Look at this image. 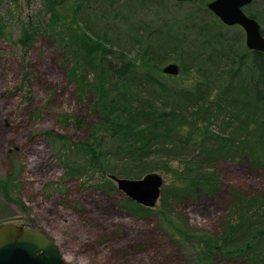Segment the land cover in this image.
Here are the masks:
<instances>
[{"label": "trees", "instance_id": "obj_1", "mask_svg": "<svg viewBox=\"0 0 264 264\" xmlns=\"http://www.w3.org/2000/svg\"><path fill=\"white\" fill-rule=\"evenodd\" d=\"M173 1L190 8L160 22L135 19L125 31L127 42L136 45L132 54L118 44L121 22L152 2L165 8L163 0H43L46 16L20 21L12 41L26 47L36 34L50 37L77 98L92 95L90 111L98 118L85 140L68 142V153L82 151V161L60 160L66 176L83 182L97 172L89 185L112 194L118 189L110 174L138 177L161 169L171 179L161 185L155 210L126 196L119 206L139 220L155 217L171 243H189L192 254L180 264H215L214 257L264 264L262 192L230 186L212 233L191 225L184 209L187 200L218 194L219 175L211 170L216 162L264 168V51L249 50L239 33L222 31L208 0ZM244 12L261 22L264 35L262 11ZM170 60L179 66L172 77L182 75L178 85L162 79L160 67ZM72 119L82 125L81 116ZM172 159L178 161L174 167ZM13 180L10 172L0 178V193L23 207L8 194Z\"/></svg>", "mask_w": 264, "mask_h": 264}, {"label": "rangeland", "instance_id": "obj_2", "mask_svg": "<svg viewBox=\"0 0 264 264\" xmlns=\"http://www.w3.org/2000/svg\"><path fill=\"white\" fill-rule=\"evenodd\" d=\"M163 1L165 8L152 2L137 7L135 14L121 22L123 34L118 44L128 54L136 45L127 42L124 34L135 19L160 22L162 17H180L190 8L186 1ZM243 10L264 14V0H252ZM44 16L43 0H0V178L11 173L14 185L8 194L20 199L23 206L0 193V204L4 205V209L0 205V222L12 221L43 232L54 241L66 263L180 264L183 256L192 254L189 243H171L152 215L139 220L120 208L119 201L125 196L121 191L106 194L89 185L98 177L97 172L83 182L65 175L60 160L82 161V151L68 153V142L85 140L98 115L90 111V93L82 100L77 98L74 84L65 74L67 66L50 37L36 34L26 47L12 41L18 36L20 21L42 20ZM221 30L227 35L239 33L243 41L238 25L224 24ZM180 76L166 74L162 79L178 85ZM75 115L82 117L79 127L72 121ZM43 130L67 139L46 136ZM177 163L169 161L172 167ZM211 170L219 175L218 194L200 197L195 203L187 200L184 205L189 223L210 233L217 229L230 186L264 194V168L221 160ZM153 171L160 174L162 184L170 181L169 173ZM157 207L158 201L151 209ZM136 246L141 247L139 252ZM213 262L234 264L218 257Z\"/></svg>", "mask_w": 264, "mask_h": 264}, {"label": "water", "instance_id": "obj_3", "mask_svg": "<svg viewBox=\"0 0 264 264\" xmlns=\"http://www.w3.org/2000/svg\"><path fill=\"white\" fill-rule=\"evenodd\" d=\"M180 1V0H177ZM252 0H208L206 7L226 25L236 24L243 31L247 49L264 51V35L257 20L246 14L243 6ZM163 74L175 75L179 66L175 61L164 62ZM116 189L134 203L152 208L158 201L162 178L156 171L138 177L110 174ZM0 264H71L62 260L54 241L43 232L17 225L12 221L0 223Z\"/></svg>", "mask_w": 264, "mask_h": 264}, {"label": "flooded vegetation", "instance_id": "obj_4", "mask_svg": "<svg viewBox=\"0 0 264 264\" xmlns=\"http://www.w3.org/2000/svg\"><path fill=\"white\" fill-rule=\"evenodd\" d=\"M259 23V22H258ZM259 26H260V24H259ZM22 226V225H21Z\"/></svg>", "mask_w": 264, "mask_h": 264}]
</instances>
